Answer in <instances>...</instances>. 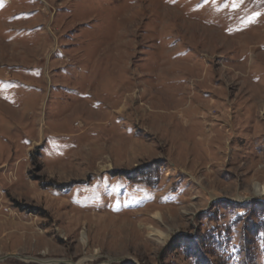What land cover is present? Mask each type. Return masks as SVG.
I'll use <instances>...</instances> for the list:
<instances>
[{"label": "rangeland", "instance_id": "rangeland-1", "mask_svg": "<svg viewBox=\"0 0 264 264\" xmlns=\"http://www.w3.org/2000/svg\"><path fill=\"white\" fill-rule=\"evenodd\" d=\"M0 264H264V0H0Z\"/></svg>", "mask_w": 264, "mask_h": 264}, {"label": "bare ground", "instance_id": "bare-ground-1", "mask_svg": "<svg viewBox=\"0 0 264 264\" xmlns=\"http://www.w3.org/2000/svg\"><path fill=\"white\" fill-rule=\"evenodd\" d=\"M175 113H177V112H175ZM173 115V114H172ZM177 116V115H176ZM184 116V114H180V118H182ZM192 119V118H191ZM169 131V130H168ZM83 240H84V242H86V235L85 234H83Z\"/></svg>", "mask_w": 264, "mask_h": 264}]
</instances>
